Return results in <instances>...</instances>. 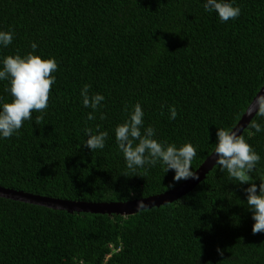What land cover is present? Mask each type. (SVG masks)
Segmentation results:
<instances>
[{
	"label": "trees",
	"instance_id": "1",
	"mask_svg": "<svg viewBox=\"0 0 264 264\" xmlns=\"http://www.w3.org/2000/svg\"><path fill=\"white\" fill-rule=\"evenodd\" d=\"M241 15L222 22L203 0H0V30L13 41L0 58L54 57L56 83L40 125L25 121L0 139V184L42 195L125 201L163 192L174 171L126 167L115 128L139 102L156 138L199 144L192 167L214 150L217 128H233L264 84V0H236ZM105 101L94 121L80 91ZM0 81V97L10 102ZM175 106L177 117L169 119ZM104 113L105 119H100ZM264 123L255 115L251 121ZM246 141L262 157L264 132ZM107 131L105 148L82 143L84 128ZM143 173V169H138ZM215 165L182 198L132 215L56 210L0 197V264H264V233H252L247 194ZM173 188V187H171ZM217 248L223 250V255Z\"/></svg>",
	"mask_w": 264,
	"mask_h": 264
},
{
	"label": "clouds",
	"instance_id": "2",
	"mask_svg": "<svg viewBox=\"0 0 264 264\" xmlns=\"http://www.w3.org/2000/svg\"><path fill=\"white\" fill-rule=\"evenodd\" d=\"M205 11L215 12L222 22L235 20L241 15V7L236 0H203ZM15 32L12 29L0 30V47H7L13 41ZM36 42L31 43V52L21 55H7L0 58V81H8L5 91L12 99L4 102L0 97V139L10 138L18 134L25 121H33V112L41 115L35 117V123L40 125L44 118V112L49 107V96L52 86L56 83L53 74L58 69V62L54 57L37 54ZM89 84H85L80 91L82 103L85 108H90L87 120L94 121L95 113L103 107L105 96L101 93L90 95ZM248 107L252 113L264 118V93L257 94ZM169 119L175 120L178 113L175 106L169 108ZM145 112L142 105L137 102L128 118L115 128V140L119 151L123 154L126 167L134 174L146 176L148 168L159 164L164 173L174 171L173 181L179 182L187 179H198V172L193 169L192 163L197 156L199 144L186 142L180 146L176 143L156 138V129L149 125L144 126ZM100 119H105L101 112ZM250 127L256 132H264V123L252 121ZM86 139L82 143L92 152L104 149L109 137L107 131H101L99 125L93 131L91 127H85ZM215 164L220 166V171L226 170L231 178L239 183H248L244 189L247 194V208L252 213L254 221L252 233H264V179H260L259 185L252 182L251 174L256 170L262 157L233 128H217L214 151ZM138 169H143L141 173ZM174 184L167 185V188ZM140 200L138 208L144 207ZM223 255V250L217 248Z\"/></svg>",
	"mask_w": 264,
	"mask_h": 264
},
{
	"label": "water",
	"instance_id": "3",
	"mask_svg": "<svg viewBox=\"0 0 264 264\" xmlns=\"http://www.w3.org/2000/svg\"><path fill=\"white\" fill-rule=\"evenodd\" d=\"M264 93V84L257 92V94ZM256 94V95H257ZM255 95V96H256ZM254 96V97H255ZM251 109L247 107L241 118L235 124L233 129L238 134H242L243 131L249 126L251 119L255 116ZM214 150H212L213 152ZM212 152L203 160V162L197 167L196 171L199 174L198 179H187L173 188L167 189L163 192L149 195L141 198H134L125 201H91L83 199H70L61 198L48 195H42L39 193L28 192L24 190L15 189L12 187H6L0 184V197L10 198L13 200L45 206L56 210H67L69 213L74 212H95L103 214H120V215H132L139 212L141 209H147L152 207H159L171 202H174L189 192L193 191L202 180L206 178V175L216 165V155ZM140 200L145 203L144 207L138 208L137 204Z\"/></svg>",
	"mask_w": 264,
	"mask_h": 264
}]
</instances>
